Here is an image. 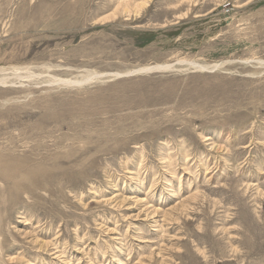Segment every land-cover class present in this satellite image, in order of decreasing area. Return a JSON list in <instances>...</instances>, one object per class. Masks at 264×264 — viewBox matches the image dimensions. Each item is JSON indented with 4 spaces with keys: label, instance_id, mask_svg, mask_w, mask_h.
<instances>
[{
    "label": "rangeland",
    "instance_id": "obj_1",
    "mask_svg": "<svg viewBox=\"0 0 264 264\" xmlns=\"http://www.w3.org/2000/svg\"><path fill=\"white\" fill-rule=\"evenodd\" d=\"M0 79V264H264V0H0Z\"/></svg>",
    "mask_w": 264,
    "mask_h": 264
},
{
    "label": "bare ground",
    "instance_id": "obj_2",
    "mask_svg": "<svg viewBox=\"0 0 264 264\" xmlns=\"http://www.w3.org/2000/svg\"><path fill=\"white\" fill-rule=\"evenodd\" d=\"M190 65H192L194 68H198V69H203L202 68V66H200V65H196V64H194V63H190ZM189 66V65H188ZM170 68V66L169 65H159V66H155V67H153V68H149V69H141V70H139V71H136L135 73H140V72H143L144 74H148L149 72L151 73V72H154L153 70H157V71H167L168 69ZM132 74H134L133 72H132ZM131 74H128V75H126V76H130ZM115 76H120V75H114L113 77L115 78ZM84 78V77H83ZM117 78V77H116ZM91 79H93V77H91V76H89L88 77V80H91ZM83 81V80H82ZM65 83V82H64ZM79 85V84H81L82 82L81 81H76V82H67V83H65V84H73V85ZM86 83V82H85ZM0 84H5V80L4 79H0ZM84 84V83H83ZM82 84V85H83Z\"/></svg>",
    "mask_w": 264,
    "mask_h": 264
},
{
    "label": "water",
    "instance_id": "obj_3",
    "mask_svg": "<svg viewBox=\"0 0 264 264\" xmlns=\"http://www.w3.org/2000/svg\"><path fill=\"white\" fill-rule=\"evenodd\" d=\"M115 77L119 78L120 76H115ZM121 77H123V76H121Z\"/></svg>",
    "mask_w": 264,
    "mask_h": 264
}]
</instances>
